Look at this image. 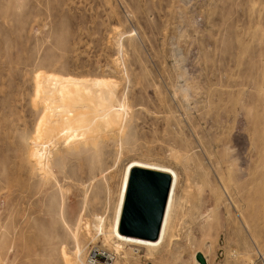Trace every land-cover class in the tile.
<instances>
[{
  "label": "rangeland",
  "instance_id": "rangeland-1",
  "mask_svg": "<svg viewBox=\"0 0 264 264\" xmlns=\"http://www.w3.org/2000/svg\"><path fill=\"white\" fill-rule=\"evenodd\" d=\"M46 76L108 80L119 128L79 103L83 137L42 144ZM132 160L178 175L172 236L106 262L89 235ZM76 248L84 264H264V0H0V264Z\"/></svg>",
  "mask_w": 264,
  "mask_h": 264
},
{
  "label": "bare ground",
  "instance_id": "bare-ground-1",
  "mask_svg": "<svg viewBox=\"0 0 264 264\" xmlns=\"http://www.w3.org/2000/svg\"><path fill=\"white\" fill-rule=\"evenodd\" d=\"M39 81L40 82L37 81L35 85L36 92H40L44 95L45 103V108L43 107L44 110H42V121L46 125V129L45 133L43 134V139L40 141L42 144H69V142L83 137V131H85L87 123L85 122L84 115L80 113V111H76V109H78L79 103L86 104V107H89L88 105L90 104L100 108L101 106L106 105L103 106V109L99 110V112L96 110V108L94 109L96 110L94 112L101 113V116L98 118L103 120V123L106 127L115 126L119 128L121 125L122 115L120 112H123L124 108L122 105H118L117 107L112 105L111 99L113 97V91H110L112 89H108V84H110L108 80H92L91 86L93 88H99L98 90L95 88V91L88 88L87 85L89 80L85 79L46 76L40 78ZM91 86L89 85V87ZM79 107H81V105H79ZM108 108L110 110L106 111ZM40 142L38 144H41ZM134 169L163 173L168 175L171 179V187L160 221L158 235L154 240L130 237L123 234L120 229L128 181L130 173ZM177 186L178 175L170 167L149 163L146 161H129L123 169L121 184L118 191V201L115 207V213L111 226L106 231H102L101 226L99 227L98 225L97 229L95 230L96 233L94 232V235H89L91 236L89 237V240L95 242L94 240L97 239V234L100 233L101 246L96 250L97 258L103 259L106 262L113 261L115 257L118 258L121 255L127 258L128 253L123 250L124 247L143 248L147 251L148 256L151 255V253L164 248L163 246L172 236L173 214L176 202L175 199ZM87 232L89 233L88 230ZM61 252L64 264H84V261L81 259V250L79 248H76V250L70 254V256L66 254L67 252H65L64 249ZM90 263L96 264L93 260L90 261Z\"/></svg>",
  "mask_w": 264,
  "mask_h": 264
},
{
  "label": "water",
  "instance_id": "water-1",
  "mask_svg": "<svg viewBox=\"0 0 264 264\" xmlns=\"http://www.w3.org/2000/svg\"><path fill=\"white\" fill-rule=\"evenodd\" d=\"M170 187L171 179L166 174L132 170L120 222L122 233L156 239Z\"/></svg>",
  "mask_w": 264,
  "mask_h": 264
}]
</instances>
